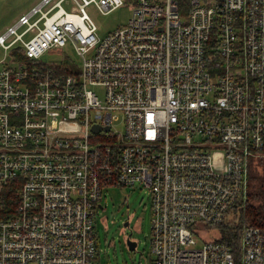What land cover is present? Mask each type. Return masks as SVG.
<instances>
[{
  "label": "built area",
  "instance_id": "2783aa9c",
  "mask_svg": "<svg viewBox=\"0 0 264 264\" xmlns=\"http://www.w3.org/2000/svg\"><path fill=\"white\" fill-rule=\"evenodd\" d=\"M66 1L0 34V264H99L103 188L136 184L152 264H264V225L243 227L239 263L217 228L264 155V0ZM91 5L133 13L99 37ZM66 47L77 68L41 61Z\"/></svg>",
  "mask_w": 264,
  "mask_h": 264
},
{
  "label": "rangeland",
  "instance_id": "374dc122",
  "mask_svg": "<svg viewBox=\"0 0 264 264\" xmlns=\"http://www.w3.org/2000/svg\"><path fill=\"white\" fill-rule=\"evenodd\" d=\"M40 0H0V34L13 25L16 20L27 13ZM71 11L74 4L71 0L63 3ZM133 13V6L125 5L108 14H102L94 6L88 7V14L98 27L99 37L106 36L117 28L126 25ZM9 55L0 46V60ZM41 61L44 63H63L66 66L80 65V60L71 47H66L63 53L47 52ZM76 64V65H75ZM2 66V65H0ZM101 93L100 89H97ZM254 176L251 178V176ZM264 181V155L251 159L249 167V185L251 193L258 191ZM260 201L251 199L248 193L244 209L236 210L233 219L239 222L243 213L251 205L264 207V186L260 190ZM102 207L98 208L95 228L100 247L99 264H152L153 255L150 247L151 239V198L149 189L144 185L108 186L103 188ZM228 221V222H229ZM129 223L128 232L125 223ZM134 230L133 237L138 242L136 251H130L126 244V236L130 229ZM126 230V232L124 231ZM218 235V231H215ZM206 236V235H204ZM202 244V241H199Z\"/></svg>",
  "mask_w": 264,
  "mask_h": 264
},
{
  "label": "trees",
  "instance_id": "16d2710c",
  "mask_svg": "<svg viewBox=\"0 0 264 264\" xmlns=\"http://www.w3.org/2000/svg\"><path fill=\"white\" fill-rule=\"evenodd\" d=\"M12 54L19 60H25L23 54L20 52L19 49H14ZM250 167V165H249ZM254 176L252 175L251 178ZM264 186V181L260 184L258 191L251 193L250 185V200L255 199L260 201V190ZM4 194V203L5 207L8 210L13 211L16 208L18 202V193L14 190L5 188L3 190ZM247 224H254V225H264V207L261 205L255 206L249 204L245 212L243 213L239 222L229 221V222H222L220 225H217V228L220 232L219 241L226 244L234 254V257L237 263L240 262L241 257V234L242 229Z\"/></svg>",
  "mask_w": 264,
  "mask_h": 264
},
{
  "label": "water",
  "instance_id": "95a60500",
  "mask_svg": "<svg viewBox=\"0 0 264 264\" xmlns=\"http://www.w3.org/2000/svg\"><path fill=\"white\" fill-rule=\"evenodd\" d=\"M99 130H100L99 126H94L93 127V131L94 132H98ZM106 130H109V128H107ZM125 225H128V222L125 223ZM126 244H127V246H128L130 251L136 250V248L138 246V242L130 241L129 239L126 241Z\"/></svg>",
  "mask_w": 264,
  "mask_h": 264
},
{
  "label": "flooded vegetation",
  "instance_id": "af4514ba",
  "mask_svg": "<svg viewBox=\"0 0 264 264\" xmlns=\"http://www.w3.org/2000/svg\"><path fill=\"white\" fill-rule=\"evenodd\" d=\"M126 226V230H127V232L129 231L128 230V227H130L129 226V223H128V225H125ZM126 230H124L125 232H126ZM133 233H134V230L131 228L130 229V234H128L127 236H126V241L129 239L130 241H135V242H137L136 241V239L133 237ZM137 249V248H136ZM134 251H136V250H134Z\"/></svg>",
  "mask_w": 264,
  "mask_h": 264
}]
</instances>
